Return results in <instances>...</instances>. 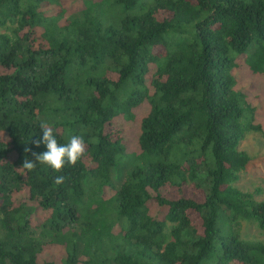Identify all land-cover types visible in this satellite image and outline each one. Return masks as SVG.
Instances as JSON below:
<instances>
[{
    "label": "trees",
    "instance_id": "trees-1",
    "mask_svg": "<svg viewBox=\"0 0 264 264\" xmlns=\"http://www.w3.org/2000/svg\"><path fill=\"white\" fill-rule=\"evenodd\" d=\"M4 29L0 264H264L236 223L264 230V201L235 186L264 140V0H0ZM41 123L84 138L75 166L20 168Z\"/></svg>",
    "mask_w": 264,
    "mask_h": 264
},
{
    "label": "rangeland",
    "instance_id": "rangeland-1",
    "mask_svg": "<svg viewBox=\"0 0 264 264\" xmlns=\"http://www.w3.org/2000/svg\"><path fill=\"white\" fill-rule=\"evenodd\" d=\"M7 30H0V34ZM238 150L245 152L249 156L246 168L239 174L235 186L253 195L255 201H264V140L256 132H247L238 144ZM237 228L244 241L258 243L264 241V230L250 220H237ZM173 225L167 224L163 233V242L171 239L170 231Z\"/></svg>",
    "mask_w": 264,
    "mask_h": 264
},
{
    "label": "clouds",
    "instance_id": "clouds-1",
    "mask_svg": "<svg viewBox=\"0 0 264 264\" xmlns=\"http://www.w3.org/2000/svg\"><path fill=\"white\" fill-rule=\"evenodd\" d=\"M42 139L32 141L35 147L43 144L46 150L41 153L32 152L31 148L26 147L24 151L31 152L33 159H24L21 169L31 172L35 169L36 164L46 165L54 172H60L65 164L75 166L78 160L85 153V140L80 135H73L66 144H58L54 136L53 129L47 123H41ZM65 177L62 175L56 176L53 183L55 185L63 184Z\"/></svg>",
    "mask_w": 264,
    "mask_h": 264
}]
</instances>
